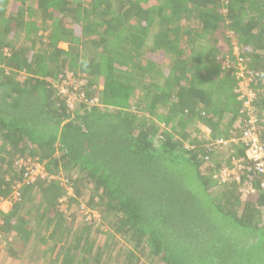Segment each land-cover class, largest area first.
Returning <instances> with one entry per match:
<instances>
[{"label": "trees", "instance_id": "16d2710c", "mask_svg": "<svg viewBox=\"0 0 264 264\" xmlns=\"http://www.w3.org/2000/svg\"><path fill=\"white\" fill-rule=\"evenodd\" d=\"M234 47L264 137V0H0V199L20 184L0 211L15 237L4 257L264 264V175H242L253 194L219 187L244 150H215L203 132L227 140L244 123L224 65ZM67 71L100 107L68 111L54 88ZM18 159L44 176L23 184Z\"/></svg>", "mask_w": 264, "mask_h": 264}, {"label": "built area", "instance_id": "2783aa9c", "mask_svg": "<svg viewBox=\"0 0 264 264\" xmlns=\"http://www.w3.org/2000/svg\"><path fill=\"white\" fill-rule=\"evenodd\" d=\"M240 52L237 47L233 49V56L235 61L227 58L224 61L225 67L234 71L233 74L236 79V87L234 93L237 94V100L241 103V113L244 115V123L237 135H233L229 139H212L207 130H203L206 134L207 140H209L210 146L213 149H223L229 153H233V149H226L230 144L234 146H241L243 148V155L240 157H231L229 162L218 170L213 176L214 182L219 186H226L232 184L233 181L238 185L236 190L238 193L249 195L256 191V188L251 182H240L242 175H264V137H261L258 125V115L255 106V100L257 98L255 91L250 87L253 80V73L248 70L240 58ZM80 75L72 74V72H66L60 75L57 81L54 83V88L57 94L64 99L68 111L71 113L75 107L80 104H86L91 107H100L101 103L97 97H88L82 92L84 88L85 80L79 78ZM16 171L22 176V183L28 184L33 182L34 178L38 175L44 176L40 166L32 162L31 160L25 161L24 159H18L14 163ZM34 170H36L34 172ZM23 172V173H22ZM22 173V175H21ZM66 180L61 183L66 190L67 196H72L71 187L66 184ZM20 184L17 183L12 187L11 194L8 199H0V211L1 205L4 201H9L11 207L12 203L19 199L18 189ZM260 190L264 191V182L259 184ZM67 202L65 198L60 200V204ZM10 209V208H9ZM8 209V210H9ZM88 214V212H85ZM90 219L91 217H86ZM1 226V222H0ZM5 235L0 233V247L6 244L2 241Z\"/></svg>", "mask_w": 264, "mask_h": 264}, {"label": "rangeland", "instance_id": "374dc122", "mask_svg": "<svg viewBox=\"0 0 264 264\" xmlns=\"http://www.w3.org/2000/svg\"><path fill=\"white\" fill-rule=\"evenodd\" d=\"M36 170H34V172H35ZM5 203H3L2 205H1V207H2V210L3 211H5V212H8L9 210V205H10V203H9V201H4ZM64 204V203H63ZM74 207L75 206H71V209H74ZM66 207H64L63 206V209H65ZM91 218H93V217H91ZM78 221H80V219H78ZM75 225H77L76 223H75ZM95 228V227H94ZM17 239V238H16ZM2 241L3 242H5V241H7V242H10L11 241V244H14L15 243V237L13 236V235H6V236H4V238L2 239ZM6 244H3V246L2 247H0V264H15V263H13L12 262V260L10 259V258H8V256L7 257H4V255H3V253L5 252V250L7 249L8 251H10L11 250V247L13 246V245H7V246H5ZM15 245V244H14ZM29 255V253L27 254V253H24L23 254V256H21L23 259H27V256ZM23 261V260H22ZM45 261V259H42L41 260V262L40 263H42V262H44ZM47 261H45V263H46ZM26 262H25V260H24V264H25ZM18 264H21V261H19L18 262Z\"/></svg>", "mask_w": 264, "mask_h": 264}, {"label": "clouds", "instance_id": "9594fccd", "mask_svg": "<svg viewBox=\"0 0 264 264\" xmlns=\"http://www.w3.org/2000/svg\"><path fill=\"white\" fill-rule=\"evenodd\" d=\"M92 97H94V96H92Z\"/></svg>", "mask_w": 264, "mask_h": 264}]
</instances>
